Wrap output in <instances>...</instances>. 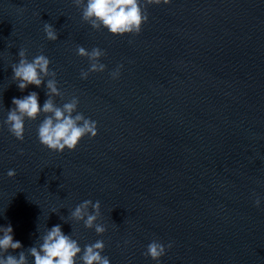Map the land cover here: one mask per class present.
Returning <instances> with one entry per match:
<instances>
[{
    "label": "water",
    "instance_id": "water-1",
    "mask_svg": "<svg viewBox=\"0 0 264 264\" xmlns=\"http://www.w3.org/2000/svg\"><path fill=\"white\" fill-rule=\"evenodd\" d=\"M147 14L139 33L113 35L73 0H0V120L13 96L47 99L11 78L23 47L50 57L56 102L75 94L98 122L63 152L38 141L39 120L23 140L0 123V224L26 248L38 224L60 223L82 245L103 239L111 264H156L144 255L153 239L171 243L160 264H264V206L253 203L264 201V0H161ZM78 44L102 48L105 70L81 79ZM84 199L101 202L103 234L61 220Z\"/></svg>",
    "mask_w": 264,
    "mask_h": 264
},
{
    "label": "clouds",
    "instance_id": "clouds-1",
    "mask_svg": "<svg viewBox=\"0 0 264 264\" xmlns=\"http://www.w3.org/2000/svg\"><path fill=\"white\" fill-rule=\"evenodd\" d=\"M161 3V0H73L80 9L81 19L94 29H105L113 35L139 33L144 23L149 19L147 5ZM168 3V0H163ZM43 31L48 40L58 39V30L52 23L45 21ZM76 54L87 57V69H81V79H87L91 72L104 71L106 65L101 57L104 50L93 46L90 50L83 45L76 46ZM18 59L11 63L12 80L21 92L30 85L36 88L46 87L47 99L40 102L39 93L32 89L22 96L12 97V106L7 108L6 115L0 120L8 131L17 139L23 140L28 120L37 121L36 136L38 141L49 150L63 152L75 150L85 136L95 137L98 133V122L79 111L80 100L75 94L56 102L57 97L65 95L61 91L57 72L51 67V59L43 51L29 59L26 48H19ZM123 64H118L110 71L112 79H119ZM42 116V118H41ZM12 169L8 174H13ZM253 203L256 207L264 206V201L255 195ZM56 212V211H53ZM101 202L84 199L77 203L67 217L61 215V220L82 222L86 228L94 229L97 234H103L107 229L101 218ZM36 242L24 247L22 242L14 238L11 223L0 224V264H111V259L104 254L103 239L81 244L73 230L66 233L60 223L40 231ZM171 243L167 245L158 239L148 242L144 252L160 264ZM18 250V251H17Z\"/></svg>",
    "mask_w": 264,
    "mask_h": 264
}]
</instances>
